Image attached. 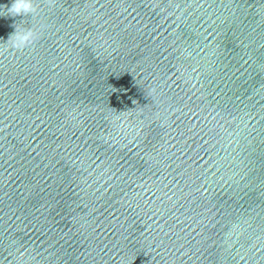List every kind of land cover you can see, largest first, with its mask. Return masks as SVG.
Here are the masks:
<instances>
[{
	"label": "clouds",
	"instance_id": "clouds-1",
	"mask_svg": "<svg viewBox=\"0 0 264 264\" xmlns=\"http://www.w3.org/2000/svg\"><path fill=\"white\" fill-rule=\"evenodd\" d=\"M49 2H51V0H49ZM5 10L7 15L3 14ZM37 14L38 8L35 0H12L10 7L0 5V16L26 17L35 16ZM13 27L15 28V31L5 42L9 44L12 51H25L32 47L39 39V33L30 26L20 28L17 24H14Z\"/></svg>",
	"mask_w": 264,
	"mask_h": 264
}]
</instances>
